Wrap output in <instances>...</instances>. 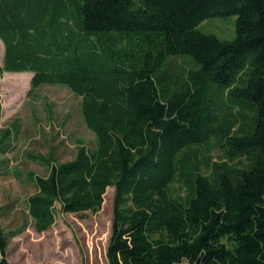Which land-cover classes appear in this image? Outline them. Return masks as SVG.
Returning a JSON list of instances; mask_svg holds the SVG:
<instances>
[{"label":"trees","instance_id":"obj_1","mask_svg":"<svg viewBox=\"0 0 264 264\" xmlns=\"http://www.w3.org/2000/svg\"><path fill=\"white\" fill-rule=\"evenodd\" d=\"M230 15L232 40L197 29ZM0 40V76L31 72L28 95L68 87L95 135L69 161L26 154L47 170L25 176L37 231L54 223L56 203L96 212L112 186L108 264H264V0H0ZM175 57L192 67L170 74ZM226 102L233 122L219 120ZM18 131H1L0 154ZM211 138L248 165L202 162L193 147ZM11 235L0 226V264H12Z\"/></svg>","mask_w":264,"mask_h":264},{"label":"rangeland","instance_id":"obj_2","mask_svg":"<svg viewBox=\"0 0 264 264\" xmlns=\"http://www.w3.org/2000/svg\"><path fill=\"white\" fill-rule=\"evenodd\" d=\"M235 20L234 15L209 17L197 29L232 40L236 36ZM4 49L0 40V67ZM191 67L189 59L175 57L171 59L169 73L182 74ZM31 77V72L7 71L0 76V134L13 122L19 127L12 147L0 154V226L4 233L12 234L7 241L6 257L12 264H108L105 251L111 232L114 187L106 189L103 204L96 212L66 213L56 203L54 223L41 232L35 229L28 213L27 198L34 187L26 180V173L45 175L47 170L30 161L26 154H48L53 149L56 161L65 162L74 158L79 141L89 148L95 145V135L81 115V97L58 84L43 85L28 95ZM225 104L227 102L217 111L219 120L233 122L230 112L238 115V108L228 110ZM234 127L236 129L238 124ZM193 148L199 152L202 162L208 158L213 163L225 161L237 168L250 162L247 156L229 161L215 138L207 145ZM200 171L210 173L203 163ZM170 190L178 197L185 194L179 182L171 184Z\"/></svg>","mask_w":264,"mask_h":264}]
</instances>
